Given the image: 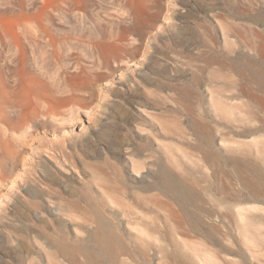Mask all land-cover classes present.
I'll return each mask as SVG.
<instances>
[{"label":"rangeland","instance_id":"1","mask_svg":"<svg viewBox=\"0 0 264 264\" xmlns=\"http://www.w3.org/2000/svg\"><path fill=\"white\" fill-rule=\"evenodd\" d=\"M121 2L0 0V264H50L60 227L84 236L59 218L69 219L61 206L84 193L106 196L111 178H125L135 196L157 195L164 202L161 211H136L133 220L148 223L160 213L167 231L182 221V251L195 264H264V196L242 205L243 221L236 210L225 222L201 215L203 223L194 228L182 211L193 206L176 199L164 185L143 193L134 188L162 179V164L200 193L196 179L208 176L209 182L200 178L202 184L216 182L218 157L229 159L224 165L227 181L244 195L249 190L243 180L255 181V170L264 178V154L256 145L264 142V108L248 93L222 87L225 76L229 85L241 80L237 66L242 58L257 57V49H264L258 36H264V0H158L162 15L171 17L160 36L157 31L145 36L136 60L111 62L105 71L95 64L93 47L99 37L90 29L131 24ZM149 39L156 41L151 52ZM258 57L264 68V58ZM78 67L97 71L93 75L100 73L101 78L88 83V94L68 103L70 82L65 78ZM249 87L262 95L254 83ZM220 89L230 106L225 112L219 106ZM213 118L223 119L226 143L216 135L217 122L211 142L199 134V124ZM249 129L259 133L239 135ZM240 160L249 166L236 165ZM14 172L25 175L7 190L10 181L5 178ZM250 222L257 225L242 233L241 227ZM122 228L140 234L134 224L124 221ZM207 241L212 250L208 263L200 247ZM156 243L169 247L166 240ZM150 254V264H161L162 254L155 248ZM77 258L78 264H91L82 255Z\"/></svg>","mask_w":264,"mask_h":264},{"label":"bare ground","instance_id":"2","mask_svg":"<svg viewBox=\"0 0 264 264\" xmlns=\"http://www.w3.org/2000/svg\"><path fill=\"white\" fill-rule=\"evenodd\" d=\"M41 1L47 2L48 0ZM70 3L72 4V1ZM121 4L124 9L128 10L132 20V22H130L131 24L128 26L121 25L122 27L120 26L119 29L115 27L104 28L103 26L90 29V33H96L99 37L93 47V52L97 59L95 64L99 63L101 66L103 65L101 68H104L105 71L107 69L109 70L111 62L120 63L124 59L131 61L136 60V57L141 51L142 39L145 36H154L156 31L157 37H159L160 35L158 32L164 30V23L168 24V22L171 21L170 13H166L164 16L162 15L164 10L162 11L159 8L158 0H124ZM160 15H162L164 19H160ZM256 33L257 32L254 34ZM258 36L264 43V36L261 34H258ZM135 41L140 44L134 46L133 42ZM155 43L156 41L154 39H149V45L147 47L150 52L155 48L152 46ZM257 54V57L254 55V57L242 58L244 62L238 64L237 73L241 80H236L232 85H229V83L225 82L229 81L227 76H225L223 77V79L225 78L224 83L221 85L223 89H225V92L228 91L229 87H234L237 92L248 93V96H250L256 104L264 108V68H262L258 62V56H260L262 60L264 58V49H257ZM142 59L146 60V53L143 54ZM132 66L141 68L143 65L138 66L132 63ZM78 68L79 70L77 69L76 74L66 76L65 78L67 82H70L68 95L65 98L68 103L73 102L78 94H88V83L92 84L94 80L101 78L100 73H98V75H93V73L95 72L96 74L97 71L89 73L84 69L85 67ZM245 70H247L248 73H245ZM252 83L256 85L255 89L262 95L256 94L250 89L249 85ZM221 92V89L218 90L221 96L218 101L220 110L225 112L230 109V106L227 100H225L228 99V97L222 95L224 92L220 94ZM86 111L87 117L92 119L93 115L91 112L89 110ZM208 114L209 113H206V116H208ZM253 121L254 120H251V123ZM214 122H217L215 128L216 135L226 143L228 138L226 128L223 125V119L218 121L213 118L211 122L204 120L199 124V134L202 139L211 142L214 133ZM28 126L30 125L28 124ZM258 133L259 131L257 130L249 129L239 133V135L251 136ZM256 145L258 151L264 154V142L259 141ZM25 161L31 164L32 158L26 156ZM228 161L229 159L225 157H218L216 159L217 165H219V167L221 166L220 169H218L219 172L217 171L216 173V182L202 184L200 178L206 179V181L209 182L208 176L196 179V185L201 188V191H199L200 193H198L192 185H188L181 181L172 170L167 169V167L162 164L159 165L158 168V172L162 179L151 183L142 181L143 188H141V186H136L134 188L141 190L143 193L144 191L148 192L153 190L156 184L164 185L176 199H179L184 204L189 203L193 206L194 209H192V211L187 210L185 206H183L182 211L194 228L199 227L201 224V215H205L208 218L216 216L219 218L220 222H225L230 216H235V211L237 210L238 217L243 221L244 212L242 211L246 212V209L242 205L249 201L257 202L259 198L264 196V178H262L258 170H255V181L252 179L243 180V184L249 190L248 196L244 195L240 189L237 190L232 188L231 184L227 181L229 174L225 170L224 165L228 163ZM235 162L239 167L242 164L249 166L247 161L240 160ZM26 166L25 164V167ZM135 167L142 168L140 163H135ZM21 175L24 176L25 173L18 172V174H16V172H14L12 175L5 178V181H10L7 190L14 189L16 182L21 180ZM108 180L110 182L108 186L109 190L106 193L108 198L104 195H94L89 192L81 194L72 204H64L61 206L60 211L66 213L69 219L66 220L61 216L59 218L65 222L69 220V226L72 225L77 233L79 232L84 236L81 237L78 234L74 235L71 230H67L66 226H64L65 228L60 227L53 240L56 243V252L50 256V264H65L67 260L78 264V258L76 259L78 255L84 256L85 261L88 260L91 264H150V253L154 248L159 254H162L160 258L161 264H195L187 253L182 251L184 248L180 244L179 238H182L181 229L183 227V222L178 219L179 217L177 218L178 221L173 223V226H170L169 231H167L165 225L159 222L160 213L148 223H146L144 219H142L141 223L139 220L138 222H134L133 219L137 214L136 211L157 213L159 211L158 209L161 211L162 208H164V202L160 200L157 195L143 196L138 194L135 196V192L131 190L125 178L117 180L111 178ZM201 196H204V198L201 199ZM206 196L212 197V199L209 200ZM228 199H231L234 203L230 205ZM108 200L115 203L122 211L120 212L117 207H113L112 203L108 202ZM5 201H9V198L6 197ZM2 204L3 202L1 201L0 212L2 211ZM201 204L208 205V208H204ZM107 210L111 212L109 216L106 214ZM75 213L76 215L80 214V216H70ZM120 214H123V220L120 219ZM76 219H79V221ZM256 220L257 219H255V221ZM124 221L130 226L134 224L137 229L139 228L138 232L140 234H135L133 231L126 232L127 229L122 228ZM253 225L257 224L250 222V224L243 225L240 230L242 233H248L251 231ZM70 231L71 237L69 236ZM218 233L223 234L220 227L218 228ZM162 240L168 241V246L170 248L157 245L156 241L161 242ZM185 247L191 248L186 242ZM200 247L204 253V257L207 259L204 262L208 263L211 259L212 252L209 242L201 243ZM165 253H169V255L166 256ZM136 254H140L141 258H137ZM122 257H126L127 259Z\"/></svg>","mask_w":264,"mask_h":264}]
</instances>
